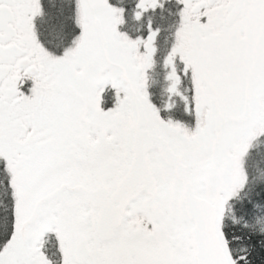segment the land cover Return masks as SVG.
Masks as SVG:
<instances>
[{
    "label": "snow or ice",
    "instance_id": "6c2138e0",
    "mask_svg": "<svg viewBox=\"0 0 264 264\" xmlns=\"http://www.w3.org/2000/svg\"><path fill=\"white\" fill-rule=\"evenodd\" d=\"M0 264H264V0H0Z\"/></svg>",
    "mask_w": 264,
    "mask_h": 264
}]
</instances>
